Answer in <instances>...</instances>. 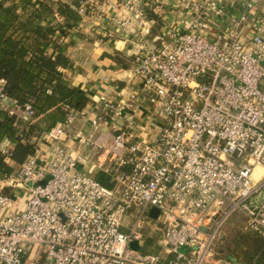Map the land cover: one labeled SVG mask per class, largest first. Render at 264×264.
<instances>
[{"label":"built area","instance_id":"built-area-1","mask_svg":"<svg viewBox=\"0 0 264 264\" xmlns=\"http://www.w3.org/2000/svg\"><path fill=\"white\" fill-rule=\"evenodd\" d=\"M175 3L188 25L151 40L149 0H121L114 21L133 39L136 91L101 95L72 143L79 109L66 104L46 148L3 180L13 190L0 192V264H239L217 256L235 213L264 239V174L253 175L264 167V0ZM5 84L0 109L33 122L32 102L15 105Z\"/></svg>","mask_w":264,"mask_h":264},{"label":"trees","instance_id":"trees-1","mask_svg":"<svg viewBox=\"0 0 264 264\" xmlns=\"http://www.w3.org/2000/svg\"><path fill=\"white\" fill-rule=\"evenodd\" d=\"M79 2L0 1V79L6 81L5 92L15 105L23 107L32 102L36 112L35 120L27 122L0 109V181L10 176V161L20 165L34 155L43 134L66 120V104L83 108V102L62 70L71 63L64 53V41L83 20L77 9ZM58 14L64 21L56 18ZM152 15L157 16L153 12ZM6 139L14 142L9 155L2 151ZM96 179L105 186L113 185L111 174L103 170L96 174ZM1 185L0 192H11ZM241 238L260 239H257L258 248L248 252L246 262L239 264H253L254 260L255 264H264V239L255 233Z\"/></svg>","mask_w":264,"mask_h":264},{"label":"crops","instance_id":"crops-1","mask_svg":"<svg viewBox=\"0 0 264 264\" xmlns=\"http://www.w3.org/2000/svg\"><path fill=\"white\" fill-rule=\"evenodd\" d=\"M111 1L113 5L107 4L101 8L98 5L104 4V0H91L81 24L72 30L64 41V53L70 57L71 63L62 70L84 104L68 131V140L71 143L79 130L85 134L89 132L90 123L85 124L80 115L97 107L101 95L118 97L119 92L136 91L133 82V39L117 31L114 20L120 14L121 0ZM176 1L149 0L148 19L151 40L166 35L170 30L183 29L188 25L190 15L182 10L175 3ZM151 11L157 16L152 15ZM56 18L64 21V17L59 14ZM157 131V127L151 128L148 137H153ZM40 147L46 148L42 142ZM90 154L93 156V152ZM106 156V153L103 154L102 160ZM96 158L97 155H94V159ZM10 166L11 174L14 175L19 164L11 161Z\"/></svg>","mask_w":264,"mask_h":264},{"label":"rangeland","instance_id":"rangeland-1","mask_svg":"<svg viewBox=\"0 0 264 264\" xmlns=\"http://www.w3.org/2000/svg\"><path fill=\"white\" fill-rule=\"evenodd\" d=\"M23 128H25V126H23ZM16 169L14 175H16L19 168L16 167ZM14 175L11 174L10 177ZM2 182L3 181H0V184H2ZM4 182H7V180H4ZM5 188H9V191L13 190V187L8 185H5ZM20 195H25V198L28 196V194L23 193V191L22 193L20 192ZM25 198L21 199L25 200ZM223 230V238L217 247V252L219 253L218 258H221L225 262L231 261L233 263H245L248 252H251L254 247L256 249L258 248L259 245L257 244V239L260 238H252L250 240L249 238H241L244 234L251 232L244 229V217L240 213H235L226 223ZM153 244L154 242L152 245ZM253 264H255V260L253 261Z\"/></svg>","mask_w":264,"mask_h":264},{"label":"bare ground","instance_id":"bare-ground-1","mask_svg":"<svg viewBox=\"0 0 264 264\" xmlns=\"http://www.w3.org/2000/svg\"><path fill=\"white\" fill-rule=\"evenodd\" d=\"M260 171V172H259ZM264 174V167L258 165L255 170L253 175L255 176L256 179H259L262 175Z\"/></svg>","mask_w":264,"mask_h":264},{"label":"water","instance_id":"water-1","mask_svg":"<svg viewBox=\"0 0 264 264\" xmlns=\"http://www.w3.org/2000/svg\"><path fill=\"white\" fill-rule=\"evenodd\" d=\"M132 247L136 248V249H139V244L137 242H133L131 244Z\"/></svg>","mask_w":264,"mask_h":264}]
</instances>
